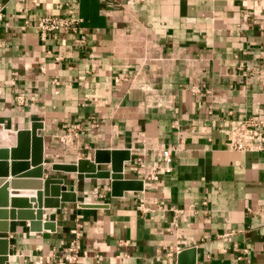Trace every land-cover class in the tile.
I'll list each match as a JSON object with an SVG mask.
<instances>
[{
    "label": "crops",
    "instance_id": "0c3cea01",
    "mask_svg": "<svg viewBox=\"0 0 264 264\" xmlns=\"http://www.w3.org/2000/svg\"><path fill=\"white\" fill-rule=\"evenodd\" d=\"M3 12L0 123L42 122L44 177L26 176L32 163L0 177L8 203L24 200L0 206V264H178L184 249L196 264H264V151L233 150L227 134L234 120H264V0H9ZM48 14L83 22L43 38ZM97 149H129L124 176L143 189L113 196L110 179L51 168ZM45 177L77 201L43 206L49 227L32 230L12 217L40 209L29 199Z\"/></svg>",
    "mask_w": 264,
    "mask_h": 264
},
{
    "label": "water",
    "instance_id": "95a60500",
    "mask_svg": "<svg viewBox=\"0 0 264 264\" xmlns=\"http://www.w3.org/2000/svg\"><path fill=\"white\" fill-rule=\"evenodd\" d=\"M42 122L35 121L32 123L30 129H19L11 130L6 128L3 123H0V146H12L11 149L0 147V177H5L8 174V164H11L13 170V175L16 174V170L20 168L30 169V165L34 166L33 171H31L26 176H29L33 172H36L38 178L44 177V138L38 134V129L42 128ZM7 142V143H6ZM9 142V143H8ZM12 161H7L10 157ZM26 163H20L18 160H29ZM131 160V151L129 149H97L95 151L94 160L92 161L88 157L78 159L77 163H52L51 168L54 170H62L65 172H79L84 173L88 177L96 178H107L111 180V192L113 196H120L125 190H142L143 182L141 180L127 179L124 176L125 162ZM99 164H110V169L98 168ZM0 182H6L1 181ZM0 189V196L3 193L4 188L8 187L7 184L3 185ZM13 183H16L13 181ZM39 190L36 195L29 199V204L31 202H38L33 208H40L34 213L30 212L28 217H21L22 211H16V214L12 217L15 218H27L30 219V225L32 230H41L42 226L48 228L49 222H43V212L41 208L45 207H59L61 201H77L76 193L74 191H69L67 186L64 185L63 178L56 177H45L40 179ZM63 185V187H62ZM52 186V193H49V188ZM54 186V187H53ZM57 186V187H55ZM60 186V187H59ZM15 187V186H14ZM62 187V188H61ZM18 193H12L13 197L8 200L4 197H0V206L11 205L12 208L18 207V202L24 201L16 197ZM26 201V200H25ZM85 207H94L96 204H82ZM29 205L27 208H31ZM22 208V207H18ZM24 208V207H23ZM39 222V223H38ZM40 224L41 227L36 226ZM39 228V229H37ZM0 230V244L3 245L4 242L1 238L7 237V233H2ZM6 240V239H5ZM9 243V241H7ZM192 249H184L178 254V264H196V259L192 253ZM1 254H7L8 251L0 252ZM7 256H3V260H7Z\"/></svg>",
    "mask_w": 264,
    "mask_h": 264
},
{
    "label": "built area",
    "instance_id": "2783aa9c",
    "mask_svg": "<svg viewBox=\"0 0 264 264\" xmlns=\"http://www.w3.org/2000/svg\"><path fill=\"white\" fill-rule=\"evenodd\" d=\"M9 0H0V22L4 19L3 9L6 5V2ZM83 22V19L79 15H52L48 14L41 17L37 23L36 27L39 29L41 36L45 38L49 33L55 31H66L71 33H78L80 30V25ZM78 43L85 42V37L80 35L76 40ZM227 134L229 136V148L244 152V151H264V120H258L254 118L238 119L230 123L227 129ZM176 150L174 146L163 148L161 150V156L166 162V171H172V161L173 153ZM153 179H158V173L154 172L151 174ZM140 208L145 210L144 203H141ZM224 234L223 236H227ZM80 249L78 243H73V246L70 250L75 251L64 257V260L73 262L77 259V253ZM179 250V247L176 249L170 248L169 254L172 251Z\"/></svg>",
    "mask_w": 264,
    "mask_h": 264
}]
</instances>
